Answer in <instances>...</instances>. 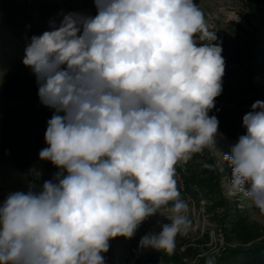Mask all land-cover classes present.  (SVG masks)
<instances>
[{"label":"clouds","instance_id":"clouds-1","mask_svg":"<svg viewBox=\"0 0 264 264\" xmlns=\"http://www.w3.org/2000/svg\"><path fill=\"white\" fill-rule=\"evenodd\" d=\"M94 4V17L63 15L25 48L40 103L53 110L39 157L61 172L0 205V264H105L111 239H131L169 204L170 223L140 246L171 254L191 227L176 165L215 147L209 111L225 74L216 32L193 0ZM251 108L246 135L223 153L224 187L264 213V102Z\"/></svg>","mask_w":264,"mask_h":264},{"label":"rangeland","instance_id":"rangeland-1","mask_svg":"<svg viewBox=\"0 0 264 264\" xmlns=\"http://www.w3.org/2000/svg\"><path fill=\"white\" fill-rule=\"evenodd\" d=\"M69 5L66 12H78L95 16L94 0H64ZM202 11L209 30L228 39L229 45L244 53L240 64L225 70L222 88L227 86H253L264 102V13L249 15L242 0H193ZM50 17H41L30 9L26 23L39 35L40 30H50ZM58 22V21H57ZM30 40L4 27L0 23V84L7 75L32 72L22 60ZM3 99L0 95V120L3 115ZM209 116H219L242 122L252 109L237 108L214 101ZM3 130L0 127V135ZM232 142L220 135L215 137V147L195 153L187 162L176 165L177 187L180 198L188 205L185 213L191 221L187 234L176 237L175 249L169 254L163 250L142 248L140 240L146 234L159 232L162 223H170L168 206L161 209L164 215H154L144 221L131 238L118 236L109 241V250L102 253L105 264H200L209 257H219L226 249L249 246L264 241V213L256 209L243 194L230 197L225 184L230 181L231 167L223 160V153H230ZM190 163V167L189 164ZM212 165L204 182L191 180L192 170ZM223 167L224 171H220ZM214 171V172H213ZM38 189L17 173L0 150V205L9 194L29 188Z\"/></svg>","mask_w":264,"mask_h":264},{"label":"trees","instance_id":"trees-1","mask_svg":"<svg viewBox=\"0 0 264 264\" xmlns=\"http://www.w3.org/2000/svg\"><path fill=\"white\" fill-rule=\"evenodd\" d=\"M242 5L253 17L264 13V0H242ZM67 8L69 5L64 0H0V23L25 39L31 40V37L37 34L25 21L30 9L41 17H50L59 22L63 15L68 14ZM44 31L40 30L39 35ZM216 35L217 40L213 43H219L223 49L225 70L240 64L244 59V53L234 50L224 36ZM197 42L203 43L198 39ZM222 89L221 95L215 98L219 103L252 109L251 106L256 101L263 102L253 86H227ZM0 95L4 101L0 120V127L3 130V134L0 135V150L7 155L14 170L39 191L45 181H55L57 174L61 172L51 161L41 160L39 157V152L49 147L45 142V132L53 110L40 103L38 84L33 72H14L4 77L0 84ZM216 117L219 121L220 135L228 141L235 144L240 136L246 135L242 122ZM188 164L190 167L189 162ZM190 170L192 171L190 179L202 183L207 180L205 175L210 169L200 166L199 169ZM63 174H67L66 170ZM213 259L215 264H264V241L249 246L228 248ZM206 261L200 264H206Z\"/></svg>","mask_w":264,"mask_h":264}]
</instances>
